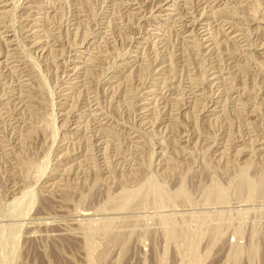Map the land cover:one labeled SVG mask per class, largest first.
<instances>
[{
  "label": "rangeland",
  "instance_id": "374dc122",
  "mask_svg": "<svg viewBox=\"0 0 264 264\" xmlns=\"http://www.w3.org/2000/svg\"><path fill=\"white\" fill-rule=\"evenodd\" d=\"M0 264H264V0H0Z\"/></svg>",
  "mask_w": 264,
  "mask_h": 264
}]
</instances>
